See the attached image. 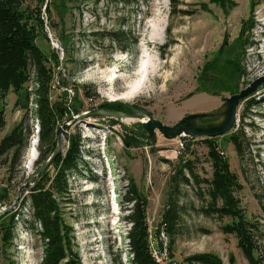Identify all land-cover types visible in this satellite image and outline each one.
Instances as JSON below:
<instances>
[{
	"label": "rangeland",
	"instance_id": "1",
	"mask_svg": "<svg viewBox=\"0 0 264 264\" xmlns=\"http://www.w3.org/2000/svg\"><path fill=\"white\" fill-rule=\"evenodd\" d=\"M23 1L24 7L41 9L36 43L53 73L50 100L60 112L57 129L69 125L59 154L66 156L71 137L80 133L82 138L81 160L69 173L70 190L60 200L81 264H132L126 219L132 183L148 201L150 242L159 262L187 264L189 257L215 254L224 264H231V258L234 264H250L237 238L225 234L216 217L205 216L193 181L186 183L179 172L184 160L191 159L201 178H211L205 138L169 139L159 131L149 136L141 120L112 113L144 110L175 125L190 113L216 111L227 97L264 76V0ZM158 23L165 24L161 33ZM114 72L120 78L108 82ZM143 81L147 90L134 98L110 96ZM35 86L26 84L29 90ZM250 100L240 106L236 126L216 141L243 184L238 196L246 214L264 227V85ZM23 103L12 90L0 92V144L20 123L27 133L20 150L0 153V220L13 214L18 220L14 244L0 250V264H42L43 245L38 231L25 223L31 209L24 201L38 181L49 186L58 171L52 161L36 175L48 159L38 163L34 97L28 108ZM93 111L100 113L90 115ZM241 129L243 156L231 141ZM33 143L36 155L29 171ZM28 180L33 185L38 181L30 188ZM171 204L179 220L170 237L163 219Z\"/></svg>",
	"mask_w": 264,
	"mask_h": 264
},
{
	"label": "trees",
	"instance_id": "2",
	"mask_svg": "<svg viewBox=\"0 0 264 264\" xmlns=\"http://www.w3.org/2000/svg\"><path fill=\"white\" fill-rule=\"evenodd\" d=\"M43 2L44 0H40L41 5ZM40 11L41 9L32 10L31 5L24 7L23 0H0V92L6 95L12 90L17 95L19 103L20 99L25 100L21 106L26 108L30 98L34 97L35 116L40 125L39 164L46 161L47 154L53 153L56 149L57 124L61 118L59 110L50 100L53 73L48 67L49 58L36 43L38 27L43 25ZM245 32L246 29L243 27L242 37ZM30 81L36 85L33 90L26 87ZM246 102L249 105V102L253 101L249 99ZM247 110L242 113L244 116L248 114ZM243 135L241 129L231 136V141L241 156L246 147L241 139ZM26 140L24 123H20L1 141L0 153L20 150L25 146ZM205 140L208 142L209 160L213 170L211 178H201L193 169L191 159H185L179 171L182 179L188 184L193 181L196 195L203 202L202 211L205 216L216 217L220 221L221 230L237 238L238 247L249 263L264 264V227L259 220L246 214V209L238 196L244 188L243 184L231 170L216 137ZM69 141L70 147L66 156L63 158L58 154L53 160L58 171L52 183L48 186V182L41 179L30 194L25 196V207L28 204L31 209L30 218L25 223L39 233V240L44 249L42 264H81L78 255L73 253L70 229L65 225L61 212L60 200L66 197L70 190L69 173L76 170L81 160V134L74 135ZM127 195L128 202L132 203L130 213L126 217L130 223L128 239L131 263L174 264L167 261L159 262L153 255L146 215L148 203L146 197L140 194L135 183L128 187ZM172 195L174 197L175 194ZM16 216L13 214L0 220V250L6 251L14 244L18 224ZM178 220L176 207L169 205L163 221L164 231L170 237L175 232ZM230 262L234 264V258H231ZM187 264L224 262L215 254H199L187 258Z\"/></svg>",
	"mask_w": 264,
	"mask_h": 264
},
{
	"label": "water",
	"instance_id": "3",
	"mask_svg": "<svg viewBox=\"0 0 264 264\" xmlns=\"http://www.w3.org/2000/svg\"><path fill=\"white\" fill-rule=\"evenodd\" d=\"M264 85V76L255 79L245 89L239 93L233 94L225 99L222 107L213 112H194L184 116L175 125H168L161 120L155 119L153 115L144 110H135L133 114H116L120 117L137 118L141 120L142 126L149 136H153L156 132H161L166 138L173 139L182 136L192 138H210L229 133L238 122V112L240 106L252 96H255L260 88ZM98 111H93L90 115L99 114ZM83 117V116H82ZM218 118L216 120L204 123L203 121ZM68 124H63L57 130L58 148L49 156L46 163L37 171L39 175L60 152L63 131L68 127ZM38 181V180H37ZM34 185L36 184V182ZM28 187H33L31 180H28Z\"/></svg>",
	"mask_w": 264,
	"mask_h": 264
},
{
	"label": "bare ground",
	"instance_id": "4",
	"mask_svg": "<svg viewBox=\"0 0 264 264\" xmlns=\"http://www.w3.org/2000/svg\"><path fill=\"white\" fill-rule=\"evenodd\" d=\"M157 28H158V31H160L159 33H161L164 28H165V24H162V23H158L157 24ZM196 30V29H195ZM197 43V42H196ZM196 43H193V45H195ZM109 76H112L108 82L110 81H116L120 78V75L118 72H114L112 73L111 75ZM147 90L146 88V82L143 81L141 84L140 83H137L136 84H132L131 86H129L128 90L126 92H124L123 94H120L119 96L118 95H110L111 98H113L115 100L116 99H131V98H134L136 97L137 95L139 94H142L144 93L145 91ZM36 144L33 143V146H32V149L29 151L28 153V162L29 164L27 165V168L29 169V171H31L32 169V164L34 162V159H35V155H36Z\"/></svg>",
	"mask_w": 264,
	"mask_h": 264
},
{
	"label": "flooded vegetation",
	"instance_id": "5",
	"mask_svg": "<svg viewBox=\"0 0 264 264\" xmlns=\"http://www.w3.org/2000/svg\"><path fill=\"white\" fill-rule=\"evenodd\" d=\"M249 99H250V98H249ZM249 99H248V100H249ZM245 102H246V101H245ZM245 102H244V103H245ZM244 103H243V104H244ZM216 119H218V118H214V119L205 120V121H203V122H204V123H207V122H210V121H213V120H216Z\"/></svg>",
	"mask_w": 264,
	"mask_h": 264
}]
</instances>
